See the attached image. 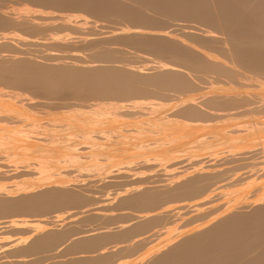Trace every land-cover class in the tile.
Instances as JSON below:
<instances>
[{
	"label": "bare ground",
	"instance_id": "1",
	"mask_svg": "<svg viewBox=\"0 0 264 264\" xmlns=\"http://www.w3.org/2000/svg\"><path fill=\"white\" fill-rule=\"evenodd\" d=\"M5 3L0 264H264V0Z\"/></svg>",
	"mask_w": 264,
	"mask_h": 264
},
{
	"label": "rangeland",
	"instance_id": "2",
	"mask_svg": "<svg viewBox=\"0 0 264 264\" xmlns=\"http://www.w3.org/2000/svg\"><path fill=\"white\" fill-rule=\"evenodd\" d=\"M3 1H4V2H3ZM3 1L0 0V2H2V4L6 2V0H3ZM12 1H13V0H10V1L7 0V5H10V4L12 3ZM10 2H11V3H10ZM8 3H10V4H8ZM15 3H16V2L14 1V4H15ZM5 4H6V3H5ZM17 4H18V3H16V5H17ZM18 5H19V4H18ZM5 6H6V5H5ZM32 105H33V104H32ZM23 106H26V107H27V106H29V105H23ZM33 106H35L33 109H35V108L37 107V110H36V109H35V110H36L38 113L41 112V110H40V112L38 111V110L40 109V107H38V106H36V105H33ZM33 106H31V104H30V107H27L26 109L29 108L28 110L31 111V110H32L31 107H33ZM75 107L78 108V106H75ZM72 108H74V107H71V109H72ZM79 108L83 109L82 107H79ZM41 109H42V108H41ZM68 109H69V108H68ZM68 109H66V110H68ZM74 109H76V108H74ZM85 109H87V108H85ZM35 110H32V111H35ZM69 110H70V109H69ZM42 111H44V109H42ZM45 111H47V110H45ZM45 111H44V112H45ZM56 111H57V110H56ZM42 113H43V112H42ZM44 117H45V116H44ZM47 117H48V116H47ZM47 117H46V118H47ZM199 132H200V131H199ZM199 132L197 131L196 133H199ZM194 135H195V134H194ZM190 138H191V137H190ZM35 141H36V140H35ZM2 152H3V151H2ZM2 152H1V153H2ZM1 153H0V154H1ZM3 153H6V152L4 151ZM3 153H2V154H3ZM2 154H1V155H2ZM102 156H103V155H101L100 157H102ZM1 160H4V159H1ZM4 161H5V160H4ZM1 163H4V162L1 161ZM5 163L7 164L6 161H5ZM11 163H12L11 161H10V164H9V162H8V165H9V166H10V165H13V164H11ZM15 163H16V164L13 165L12 168L19 166V165H17V164L20 163V162H15ZM21 164H23V163H20V165H21ZM16 165H17V166H16ZM34 165H35V164H34ZM9 166H7V167H9ZM7 167H6V168H7ZM10 167H11V166H10ZM19 167L21 168L22 166H19ZM34 167L36 168V167H38V166L36 165V166H34ZM34 167H33V165H30V166H29V169H30L29 171L31 172V171H32V168H34ZM17 168H18V167H17ZM154 169H155V168H151V169H150V170H152V171H151L152 173L150 172V170H147V171H149V173H148L147 171H144V172H146V174H147V173H148V174H155V173H157L158 171H157V170H154ZM33 170H35V169H33ZM134 170H135V169H134ZM134 170H133V171L130 170V171L134 172ZM138 170H139V169H138ZM153 170H154V171H153ZM68 171H69V170H68ZM71 171H72V170H71ZM71 171H70V172H71ZM83 171H85V170L83 169ZM86 171H87V170H86ZM86 171H85V172H86ZM93 171H94V170H93ZM93 171H92V172H93ZM130 171H129V172H130ZM135 171H136V170H135ZM139 171H140V172H138V171L134 172L135 174L132 173V172H130V173H132L133 176L136 175L137 173H139V174H137L136 176H138V175L141 176L143 172H142L141 170H139ZM73 172H76V173H77L76 170H74ZM73 172H71V173H73ZM79 172H80V171H79ZM79 172H78V173H79ZM87 172H91V170H90V171H87ZM87 172L84 173V174H91V173H92V172H91V173H87ZM127 172H128V171H127ZM141 172H142V173H141ZM154 172H155V173H154ZM159 172H160V171H159ZM31 173L33 174V177H34V176L37 177V174H34V173H35L34 171L31 172ZM31 173H27L24 177H20V178H23V179H24V178H25V179H29V177L32 178V176H30V175H32ZM76 173H73L72 175H69V176H71V179H72V178H73V179H76V178H77V179H80V178L82 179L83 176H85L82 172H80L82 177H81L80 175H77ZM140 173H141V174H140ZM28 174H30V175H28ZM38 174H39V173H38ZM68 174H70V173H68ZM75 174H76L78 177H76ZM132 174H131V176H132ZM26 176H27L28 178H27ZM79 176H80V178H79ZM85 177H86V176H85ZM85 177H84V178H85ZM135 178H137V177H135ZM9 180H10V179H6V180H5V179H3V180L0 179V183L3 184V181H6V182H4L5 184H6L7 182H9V183L11 182V184H12L13 180H12V181H11V180L9 181ZM14 182H15V181H14ZM14 182H13V183H14ZM11 184H9V185H11ZM7 185H8V183L6 184V186H7ZM66 220H68V219H65L64 222H65ZM174 223H176V221H175ZM174 223H172V222H171V223L168 222L167 225H171V224H174ZM178 223H179V222H178ZM174 225H175V224H174ZM171 226H173V225H171ZM6 237H7V236H6ZM9 237H15V235H13V236H8V238H9ZM2 239H3V238H1V240H2ZM1 240H0V241H1ZM2 241H3V240H2ZM2 241H1L0 243H2ZM4 241H5V240H4ZM149 245H150V244L146 245V248L149 247ZM142 248H144V247H142ZM142 248H141V249H142ZM146 248H145V249H146ZM142 250H144V249H142ZM136 251H137V253L133 254V256H130V258H131V257L134 258V257H137V256L139 255V251H140V249H139V251H138V250H136ZM140 253H142V251H140ZM120 254H121V253H120ZM136 254H137V256H136ZM118 256H119V254H118ZM120 256H121V255H120ZM120 256H119V257H120ZM124 256H126V253H124V254L122 253V256H121L122 258L120 257V260H119V257H118V261H117L116 259H115L114 261H115V262L117 261V263H118L119 261H120V262H124V260L127 259V257H128V256H126V258H125ZM116 257H117V256H116ZM123 257H124L125 259H124ZM130 258H129V259H130ZM132 258H131V259H132ZM122 259H123V261H122ZM129 259L126 260V263L129 262ZM131 259H130V260H131ZM114 261L112 260V264H113ZM131 261H132V263H133V259H132ZM131 261H130V262H131ZM108 263H109V262H108ZM108 263H105V264H108ZM110 264H111V261H110ZM129 264H131V263H129Z\"/></svg>",
	"mask_w": 264,
	"mask_h": 264
}]
</instances>
